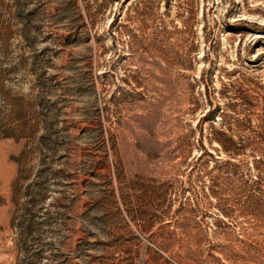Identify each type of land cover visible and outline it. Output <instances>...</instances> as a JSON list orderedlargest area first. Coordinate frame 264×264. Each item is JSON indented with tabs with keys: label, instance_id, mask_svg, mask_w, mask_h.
Instances as JSON below:
<instances>
[{
	"label": "rangeland",
	"instance_id": "374dc122",
	"mask_svg": "<svg viewBox=\"0 0 264 264\" xmlns=\"http://www.w3.org/2000/svg\"><path fill=\"white\" fill-rule=\"evenodd\" d=\"M0 264H264V0H0Z\"/></svg>",
	"mask_w": 264,
	"mask_h": 264
},
{
	"label": "trees",
	"instance_id": "16d2710c",
	"mask_svg": "<svg viewBox=\"0 0 264 264\" xmlns=\"http://www.w3.org/2000/svg\"><path fill=\"white\" fill-rule=\"evenodd\" d=\"M209 114H211L212 112L211 111H208ZM225 148V147H224Z\"/></svg>",
	"mask_w": 264,
	"mask_h": 264
}]
</instances>
